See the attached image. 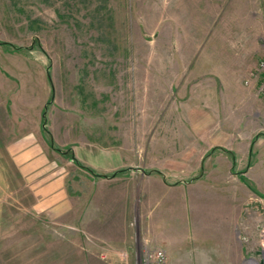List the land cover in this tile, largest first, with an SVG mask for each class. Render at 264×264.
Wrapping results in <instances>:
<instances>
[{
    "label": "rangeland",
    "instance_id": "1",
    "mask_svg": "<svg viewBox=\"0 0 264 264\" xmlns=\"http://www.w3.org/2000/svg\"><path fill=\"white\" fill-rule=\"evenodd\" d=\"M224 1L203 36L197 13L188 34H175L169 0H0V125L17 115L28 131L40 112L45 140L57 146L54 132L69 142L57 147L73 160L74 200L72 225L36 215L0 154V264H141L149 248L127 261L125 248L81 226L88 181L101 176L72 148L88 142L128 150L154 188L164 172L171 185L185 178V196L162 191L148 202L222 205L210 219L217 236H232L226 256L264 264V0Z\"/></svg>",
    "mask_w": 264,
    "mask_h": 264
},
{
    "label": "crops",
    "instance_id": "2",
    "mask_svg": "<svg viewBox=\"0 0 264 264\" xmlns=\"http://www.w3.org/2000/svg\"><path fill=\"white\" fill-rule=\"evenodd\" d=\"M222 8H225L224 0H169L167 16L173 19L171 27L176 26L175 34H183L181 28H185L183 35H186L194 13H197L196 24L200 27V33L205 36ZM256 43L253 42L250 50H257ZM179 44L181 43L174 44V49L189 48ZM38 116V124L28 128V131L24 130L23 125L18 126L17 115L16 122L12 120L8 125L2 123L0 154L9 158L15 171L28 186L32 196V211L36 215H48L57 221H62L63 218L66 224L72 225L73 221L68 219L72 218L74 209L69 183L73 160L68 158L67 153L45 140L40 112ZM24 119L22 115L20 121L23 123ZM51 133L57 146L62 148L64 146L61 144H69L68 141L59 142L55 133ZM72 148L79 160L95 168L97 174L101 175L88 181L94 194L87 209H81L82 214L84 212L81 226L88 229L92 238L112 242V246L125 248V253L139 252L144 248H163L167 253L168 264H241L240 257L234 262L231 256H226V244L232 243L231 234L217 236V221L210 219L212 214L225 210L222 205L217 208L215 204H208L207 208L192 211L190 208L185 210L184 198L181 205L170 201L166 204L148 202L149 194L161 195L162 191L179 190L185 196L188 190L185 178H181L177 185H171L173 183L170 184L168 175L164 172L158 178V186L154 188L152 182L146 183L145 180L147 177L152 179V174L146 173L136 163L132 164L133 155L128 150L106 148L96 142L73 145ZM2 163L3 161L0 162V178L4 180V184H8L7 170ZM116 171L119 172L111 175ZM186 211L190 212L191 217L197 218L186 222ZM95 225L97 231L94 229ZM211 243L214 251L219 249L222 252L220 256L208 254ZM129 252L127 261L130 259ZM118 258L115 255L112 260L117 261ZM136 264H140V261Z\"/></svg>",
    "mask_w": 264,
    "mask_h": 264
},
{
    "label": "built area",
    "instance_id": "3",
    "mask_svg": "<svg viewBox=\"0 0 264 264\" xmlns=\"http://www.w3.org/2000/svg\"><path fill=\"white\" fill-rule=\"evenodd\" d=\"M141 264H168L167 253L163 248L147 249Z\"/></svg>",
    "mask_w": 264,
    "mask_h": 264
},
{
    "label": "trees",
    "instance_id": "4",
    "mask_svg": "<svg viewBox=\"0 0 264 264\" xmlns=\"http://www.w3.org/2000/svg\"><path fill=\"white\" fill-rule=\"evenodd\" d=\"M49 78H50V81H51V76H50V74H49ZM43 118H44V120L46 119V110H44ZM51 144H52L53 147H55L56 149H58V150H60V151H63V150H61L59 147L55 146L53 140L51 141ZM68 151H69V150H68ZM68 151H67V152H68ZM63 152H64V151H63ZM72 156L75 157L73 154H72ZM92 171H93V170H92ZM152 171H153V170H152ZM118 172H119V171H116V172L112 173L111 175H115V174H117ZM97 175H100V174H97Z\"/></svg>",
    "mask_w": 264,
    "mask_h": 264
}]
</instances>
